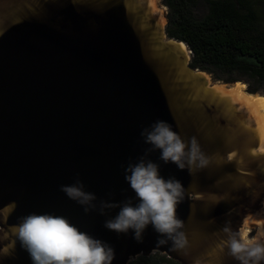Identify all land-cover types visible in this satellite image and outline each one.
<instances>
[{
    "label": "water",
    "instance_id": "1",
    "mask_svg": "<svg viewBox=\"0 0 264 264\" xmlns=\"http://www.w3.org/2000/svg\"><path fill=\"white\" fill-rule=\"evenodd\" d=\"M167 24L157 0H0V264H32L13 227L32 213L65 217L106 242L112 264L156 253L177 264H240L230 237L246 232L264 245L262 125L232 92L237 82L190 66ZM157 120L186 143L195 137L208 166L190 175L147 151L141 131ZM141 157L185 189L182 246H157L151 225L139 243L132 230L104 227L119 208L101 215V202L138 203L124 177ZM77 179L96 196L87 213L61 191Z\"/></svg>",
    "mask_w": 264,
    "mask_h": 264
},
{
    "label": "clouds",
    "instance_id": "2",
    "mask_svg": "<svg viewBox=\"0 0 264 264\" xmlns=\"http://www.w3.org/2000/svg\"><path fill=\"white\" fill-rule=\"evenodd\" d=\"M141 136L144 143L152 146L147 151L158 149L160 160L175 164L179 170L187 169L190 175L209 164V158L202 152L196 138L191 137L186 143L166 121H155L141 131ZM125 173V181L138 203L133 205L130 199L122 204L101 202V215L105 214V209L119 208L113 218L104 222V227L117 234L132 230L133 239L139 243L145 229L151 225L158 234L157 246L165 245L169 240L175 246H182L180 238L183 233L179 229L183 227V221L176 216L177 205L185 195L181 182L174 177L166 180L160 175L159 165L143 157L135 164L129 163ZM83 189L79 179L73 185L61 186V191L85 206L87 213L96 207L93 204L96 196ZM13 227L32 264H112L115 258L114 249L109 244L80 231L62 216L32 213L21 217ZM222 231H230L227 223ZM229 249L240 264H259L264 260V245L258 243L252 246V242L232 236Z\"/></svg>",
    "mask_w": 264,
    "mask_h": 264
},
{
    "label": "trees",
    "instance_id": "3",
    "mask_svg": "<svg viewBox=\"0 0 264 264\" xmlns=\"http://www.w3.org/2000/svg\"><path fill=\"white\" fill-rule=\"evenodd\" d=\"M204 1L207 13L197 17L196 0H163L168 10V37L188 46L193 69L247 76L264 86V18L252 10L248 0ZM214 79L224 84L238 81ZM248 92L258 91L249 88ZM129 264L177 263L156 253Z\"/></svg>",
    "mask_w": 264,
    "mask_h": 264
},
{
    "label": "rangeland",
    "instance_id": "4",
    "mask_svg": "<svg viewBox=\"0 0 264 264\" xmlns=\"http://www.w3.org/2000/svg\"><path fill=\"white\" fill-rule=\"evenodd\" d=\"M158 3L160 5L163 6L162 2L163 0H157ZM197 3H196V6H195V14L197 17H202L203 15H205L207 13V6H206V3L204 0H196ZM250 5H251V8L252 10H254L255 12H257V14H259L262 18H264V0H248ZM164 7V6H163ZM165 12L166 14L168 13V10L167 8H165ZM212 78V80L214 82H219L221 84H224L223 81H217L214 79V77H219L221 80H228V79H231V78H237L238 81L236 84H242L244 86V93H245V90H249V88L252 90H257L258 92L254 95H258L260 97H264L263 96V92H264V86L261 85L259 82H256L254 81L252 78H249L247 76H240V75H232V76H229V75H226L225 73H222L220 71H212V72H208ZM235 84V85H236ZM230 85V84H228ZM234 85V86H235ZM234 86H232V88H234ZM246 94V93H245ZM255 234V233H254ZM246 236L248 238V235L246 233ZM249 240V238H248Z\"/></svg>",
    "mask_w": 264,
    "mask_h": 264
},
{
    "label": "bare ground",
    "instance_id": "5",
    "mask_svg": "<svg viewBox=\"0 0 264 264\" xmlns=\"http://www.w3.org/2000/svg\"><path fill=\"white\" fill-rule=\"evenodd\" d=\"M243 91L244 86L242 84H236L234 88H232V92H234L239 99L244 101L253 110L254 114L259 119L264 132V97L245 94ZM242 240L249 241L246 232L243 234Z\"/></svg>",
    "mask_w": 264,
    "mask_h": 264
}]
</instances>
